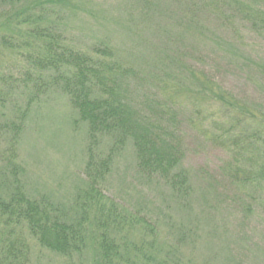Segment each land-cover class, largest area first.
Wrapping results in <instances>:
<instances>
[{"label": "rangeland", "instance_id": "rangeland-1", "mask_svg": "<svg viewBox=\"0 0 264 264\" xmlns=\"http://www.w3.org/2000/svg\"><path fill=\"white\" fill-rule=\"evenodd\" d=\"M230 3L0 0V188L85 240L40 244L15 201L0 264H110L107 235L128 264H264V29L247 21L264 0ZM111 107L126 125L91 129ZM159 127L185 190L140 165L136 141Z\"/></svg>", "mask_w": 264, "mask_h": 264}, {"label": "trees", "instance_id": "trees-1", "mask_svg": "<svg viewBox=\"0 0 264 264\" xmlns=\"http://www.w3.org/2000/svg\"><path fill=\"white\" fill-rule=\"evenodd\" d=\"M177 2L181 0H176ZM227 3V5L231 4L230 0H223ZM236 1V0H234ZM218 3V2H215ZM192 5L195 6V8H192V12H197L198 7L196 6V3H193ZM255 9V8H254ZM254 9H251L247 7V11H253ZM255 11V10H254ZM218 15L217 13H215ZM241 19H246L245 14L237 15V21ZM248 22L251 23V26L257 27L260 29L261 27L264 29V13L262 12L261 16H257V13L251 14L250 16L247 15ZM244 22V21H242ZM53 37V36H52ZM57 43L54 42V45ZM105 50V49H104ZM212 53L215 55H218V51L215 49L212 50ZM85 58L79 51H77V55L74 57V59H70L73 62V65L79 66L80 70L84 72V67H82V62L85 61ZM69 61V60H68ZM98 69V68H97ZM94 68V70H97ZM110 75L107 76V78ZM80 78V75L78 76ZM86 77V76H85ZM111 79V78H110ZM84 87H86L84 85ZM106 114L101 115L99 118L96 113V109H90L88 112L89 118L92 119V124H90L91 129L92 127L96 128H103V127H109L113 128L115 124H125L122 122V118L124 117V113H120L118 109H115L113 107L106 109ZM95 111V113H94ZM163 115H161L162 117ZM159 117V116H158ZM110 120V126L107 125L109 119ZM161 120V118H160ZM162 121V120H161ZM99 125V127H97ZM126 125V124H125ZM116 128V127H114ZM131 131L136 129L135 125L130 126ZM123 135L124 133L129 132L128 130H121L118 129ZM147 130V131H146ZM144 130L145 132H142L141 138L136 141L138 145L145 144L146 147L144 148V152L141 153L140 158V165L149 171H157L156 174L160 173L165 175L164 177H170L171 182L174 185L175 190L179 189L185 190L184 185L181 182V174L176 173V175L172 174L170 169L168 168V165L173 164L175 154L173 147H167L165 149L159 148L157 145L159 139V135L162 136V131L164 130L163 127H159L158 133L152 134L153 137L157 138V141L153 143V137L150 135V132L148 129ZM129 134V133H127ZM136 139H138L137 133L135 134ZM163 137V136H162ZM152 145L151 148L148 150V146ZM166 145V144H164ZM163 145V146H164ZM162 146V147H163ZM176 159V158H175ZM103 166V165H102ZM96 169L94 170V173L92 175H98L99 170H102V168H99L98 165L95 166ZM98 168V169H97ZM160 168V169H156ZM104 169V166H103ZM91 178V177H90ZM98 188V182H92L91 184V190H88L86 192L87 196H91V198L97 200L99 198V195L101 194L100 189ZM0 206L1 208H4L6 205L9 207L11 204L15 203V201L19 204V210L16 209L18 212V215L26 214L30 220L35 219V232L37 235V239L40 242V244L48 245L50 247H56L59 246L60 253L63 254V252L68 253L70 251L76 252L81 247L82 243L85 242V240L80 236L73 235L72 227L68 223H62V220H60L58 217L50 218V213L46 209H42L39 204H34L32 201L25 200V197L22 196V193H18L16 191H11L9 193H4L6 189L0 188ZM25 203V204H24ZM23 207V208H21ZM113 235L112 233H108ZM116 237V235H114ZM103 240V241H102ZM102 244L100 245V248H102V251L99 250L98 252L102 253V257H104L108 262L111 264V260L114 262L113 264H125L127 263V258L129 256L125 255V251L122 252L120 248L116 246V241L111 240V238L108 237V235L105 237V239H102ZM64 253V254H65ZM96 255V254H95ZM97 258V257H96ZM95 258V261L97 264H99V259ZM128 264V263H127Z\"/></svg>", "mask_w": 264, "mask_h": 264}]
</instances>
